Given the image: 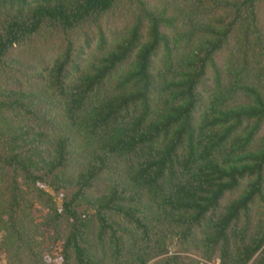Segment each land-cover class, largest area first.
<instances>
[{"label": "trees", "instance_id": "16d2710c", "mask_svg": "<svg viewBox=\"0 0 264 264\" xmlns=\"http://www.w3.org/2000/svg\"><path fill=\"white\" fill-rule=\"evenodd\" d=\"M0 264H264V0H0Z\"/></svg>", "mask_w": 264, "mask_h": 264}]
</instances>
